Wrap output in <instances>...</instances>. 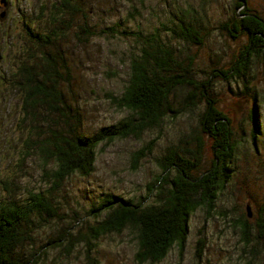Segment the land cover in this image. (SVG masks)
Instances as JSON below:
<instances>
[{
  "label": "rangeland",
  "instance_id": "rangeland-1",
  "mask_svg": "<svg viewBox=\"0 0 264 264\" xmlns=\"http://www.w3.org/2000/svg\"><path fill=\"white\" fill-rule=\"evenodd\" d=\"M50 1L53 0H7L4 9L0 2L3 18L0 20V71L4 74L15 59L11 53L19 47L22 20L33 31L50 30L52 25L45 15ZM41 3H46L42 13ZM235 3L236 0H77L79 11L74 18L85 13L92 34L83 42H75L69 36V41L62 44L69 79L62 81L60 87L70 108L75 107L80 114L79 131L91 135L99 127L116 124L129 115L126 109L116 107L106 97L119 95L126 83L129 57L137 50L129 32L161 33L182 60L183 67L191 60L184 72L195 80L205 79L210 69H227L247 41L243 34L231 38L224 28L232 13L239 11ZM244 7L264 21V0H245ZM180 20L196 28L199 43L181 41L168 31L176 28ZM53 24L55 27L57 23ZM60 26L58 23L57 27ZM5 29L10 38L3 35ZM68 30L65 34L72 33ZM186 56L190 57L185 59ZM250 60L241 76L227 79L217 76L209 80L208 94L216 101V108L229 118L236 142L232 158L226 162L229 178L208 214L199 207L189 215L183 248L173 244L163 258L151 263L134 260L135 237L127 228L92 240L87 255L86 245L81 241L72 242L70 250L45 246V243L68 226L74 235L82 223H92L94 219L86 214L87 210L107 194L131 201L143 197L160 170L157 161L165 148L170 144L186 148L183 141L197 131L196 112L202 110L203 103L198 107L200 110L181 111L179 103L186 89L176 90L171 111L166 112L158 125L143 129L138 136L99 144L92 172L69 174L56 189H51L43 174L49 166L43 167L36 156L29 154L16 165L17 139L24 136L23 130H16L19 125L17 94L0 80V201L12 197L19 202L29 191L42 192L56 208V214L44 217L45 220L32 216L33 226L28 227L30 237L16 247L18 259L29 264H244L250 257L251 263L262 264L261 246L255 244L250 250L252 255H245L240 230L235 227L236 223L247 221L250 230L246 232L253 241L254 219L259 212L264 213V51ZM200 138L203 153L200 162L201 168H205L212 153L210 141L203 135ZM148 142H151L149 150L143 148ZM140 147L143 156L133 167L131 155ZM10 179L15 188L7 185Z\"/></svg>",
  "mask_w": 264,
  "mask_h": 264
},
{
  "label": "trees",
  "instance_id": "trees-1",
  "mask_svg": "<svg viewBox=\"0 0 264 264\" xmlns=\"http://www.w3.org/2000/svg\"><path fill=\"white\" fill-rule=\"evenodd\" d=\"M242 1L243 5L241 0H236L239 11L232 13L224 28L231 38L245 35L246 44L227 69H210L208 76L199 81L185 75L191 60L183 67L182 60L177 58L178 54L161 33L129 32L137 50L129 57L126 83L119 95L106 96L110 103L126 109L129 115L116 124L99 127L91 135L79 131L80 114L75 107L70 108L60 87L62 81L69 79L62 44L69 41V36L75 42H83L92 34L85 13L74 18L79 11L75 4L77 0H53L45 14L52 25L50 30L33 31L25 20L21 21L19 47L11 53L14 62L12 60V66L7 68V74L0 71V80L17 94L19 125L16 130H23L24 136L17 139L16 165L29 154L36 156L43 167L49 166L48 172L43 174L51 189H56L69 174L92 172L99 144L129 135L138 136L143 129L158 125L166 112L171 111L176 90L186 89L179 103L181 111L200 110L198 107L203 103L201 112H196L199 116L197 131L183 141L186 148L177 144L165 148L157 161L160 170L143 197L131 201L107 194L87 210L86 214H91L94 219L92 223H82L74 235L68 231V226L58 236L48 239L45 246H62L70 250L72 242L78 244L81 241L86 245L87 255L92 240L127 228L135 237L133 257L137 263L159 261L173 244L183 248L189 215L199 207L207 214L212 210L217 195L229 178L226 162L232 158L236 146L229 118L216 108V101L208 94L209 80L217 76L224 79L241 76L247 71L250 58L264 51V21L256 12L246 9L245 0ZM44 8L46 3H41L40 13ZM53 23H61V26L56 24L54 27ZM68 29L72 30L71 34H65ZM168 31L181 41L200 42L196 28L188 21L180 20L176 28H168ZM3 32L6 38H10L8 30ZM1 59L4 61L3 57ZM201 135L210 141L212 153L205 168H201L200 162L203 156ZM147 145L143 148L149 150L151 142ZM143 148L131 155V166L134 167L143 156ZM10 180L7 185L15 188L13 179ZM55 211L42 192L29 191L19 202L12 197L0 201V264H29L18 259L16 247L30 237L28 227L33 226L32 216L45 220L44 217L54 216ZM258 218L251 228L255 230L253 241L246 232L250 230L247 221L235 224L241 233L239 238L243 240L241 247L245 255H252L255 244L264 252V213ZM248 258L244 264H258L251 263Z\"/></svg>",
  "mask_w": 264,
  "mask_h": 264
},
{
  "label": "water",
  "instance_id": "water-1",
  "mask_svg": "<svg viewBox=\"0 0 264 264\" xmlns=\"http://www.w3.org/2000/svg\"><path fill=\"white\" fill-rule=\"evenodd\" d=\"M6 1H7V0H0V2H1V3H2V5H3V9H4V7L6 6ZM241 3H242V5L244 4L242 0H241ZM3 9H2V11H1V12H3V11H4ZM3 14H4V12H3ZM3 17H4V16H3ZM1 19H3V18H2V17H0V20H1Z\"/></svg>",
  "mask_w": 264,
  "mask_h": 264
},
{
  "label": "flooded vegetation",
  "instance_id": "flooded-vegetation-1",
  "mask_svg": "<svg viewBox=\"0 0 264 264\" xmlns=\"http://www.w3.org/2000/svg\"><path fill=\"white\" fill-rule=\"evenodd\" d=\"M260 213H263V212H259V213L257 214V217L254 219V222L257 221L258 219L262 218V217L258 218V215H259Z\"/></svg>",
  "mask_w": 264,
  "mask_h": 264
}]
</instances>
